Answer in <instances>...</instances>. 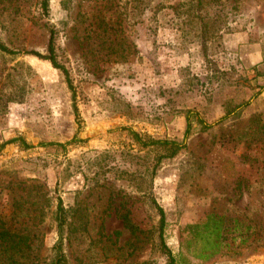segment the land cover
Segmentation results:
<instances>
[{
  "label": "rangeland",
  "instance_id": "obj_1",
  "mask_svg": "<svg viewBox=\"0 0 264 264\" xmlns=\"http://www.w3.org/2000/svg\"><path fill=\"white\" fill-rule=\"evenodd\" d=\"M42 2L0 0V264H166L159 207L174 254L210 212L264 225V0ZM232 236L191 263L264 264Z\"/></svg>",
  "mask_w": 264,
  "mask_h": 264
},
{
  "label": "trees",
  "instance_id": "obj_2",
  "mask_svg": "<svg viewBox=\"0 0 264 264\" xmlns=\"http://www.w3.org/2000/svg\"><path fill=\"white\" fill-rule=\"evenodd\" d=\"M42 5L44 8L47 6V0H43ZM0 50L8 53H17L16 51L7 48L2 43H0ZM48 54H41L39 52L31 51L33 55L42 58L48 59L52 65L56 68H60L65 72L64 68L57 64L54 55H53V32L50 31L48 46ZM264 86V85H263ZM262 86V87H263ZM189 126L187 124L185 133L187 134ZM164 143V142H162ZM160 214V242L161 246L164 249L167 259L166 264H192L190 259L198 260H207L217 252H219L226 243L224 242V232L228 231L229 234H233L232 240H237L238 244H245L247 241H252L256 236L263 234L264 235V225L261 221L253 223L252 220L243 219L236 215H228V220L215 212L208 213L204 219L201 221L187 224L184 228L188 232L190 237H196L200 239V246L196 252H192L191 256H187L179 251L177 254H174L166 246L163 238V229L165 223V216L162 209L159 207ZM55 219L57 221V232L61 233L63 221V207L61 206V200H58ZM25 234L23 232H13L7 229H2L0 231V241L3 243L4 249L14 251V253L21 251V247L25 244ZM0 243V244H1ZM189 244V240H187ZM182 244V243H181ZM190 245V244H189ZM233 244L230 245L228 241V249L232 248ZM54 255L52 258L51 264H61L64 261V252L62 250V242L59 240L53 246ZM14 253L12 256H14ZM10 256V261L14 262L19 259V257Z\"/></svg>",
  "mask_w": 264,
  "mask_h": 264
},
{
  "label": "crops",
  "instance_id": "obj_3",
  "mask_svg": "<svg viewBox=\"0 0 264 264\" xmlns=\"http://www.w3.org/2000/svg\"><path fill=\"white\" fill-rule=\"evenodd\" d=\"M246 37V36H245ZM236 43L238 42L239 43V45H241L242 46V43L245 41V38L243 37V35L242 34H239L238 36H236ZM247 39V38H246ZM256 54V53H255ZM256 57H257V54H256Z\"/></svg>",
  "mask_w": 264,
  "mask_h": 264
}]
</instances>
